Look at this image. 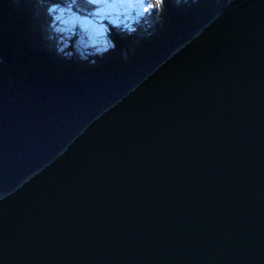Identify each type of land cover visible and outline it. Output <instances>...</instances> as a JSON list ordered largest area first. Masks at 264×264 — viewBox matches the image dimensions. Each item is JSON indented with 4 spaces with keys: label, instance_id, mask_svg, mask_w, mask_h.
<instances>
[{
    "label": "water",
    "instance_id": "obj_1",
    "mask_svg": "<svg viewBox=\"0 0 264 264\" xmlns=\"http://www.w3.org/2000/svg\"><path fill=\"white\" fill-rule=\"evenodd\" d=\"M0 264H264V0L107 74L0 69Z\"/></svg>",
    "mask_w": 264,
    "mask_h": 264
},
{
    "label": "trees",
    "instance_id": "obj_2",
    "mask_svg": "<svg viewBox=\"0 0 264 264\" xmlns=\"http://www.w3.org/2000/svg\"><path fill=\"white\" fill-rule=\"evenodd\" d=\"M229 1L151 0L156 7L135 19L132 29L108 23L112 46L95 50L77 47L75 37L64 46L53 30L48 10L68 3L89 17L95 15L97 4L85 0H0V69L10 84L40 76L82 79L107 74L149 57L168 44L176 30L193 26Z\"/></svg>",
    "mask_w": 264,
    "mask_h": 264
},
{
    "label": "rangeland",
    "instance_id": "obj_3",
    "mask_svg": "<svg viewBox=\"0 0 264 264\" xmlns=\"http://www.w3.org/2000/svg\"><path fill=\"white\" fill-rule=\"evenodd\" d=\"M68 2V1H67ZM95 6V15L83 16L70 4L49 8L54 32L62 37L63 45L75 37L77 47L106 50L112 46L111 25H121L122 29H132L135 19L141 17L151 0H85Z\"/></svg>",
    "mask_w": 264,
    "mask_h": 264
},
{
    "label": "snow or ice",
    "instance_id": "obj_4",
    "mask_svg": "<svg viewBox=\"0 0 264 264\" xmlns=\"http://www.w3.org/2000/svg\"><path fill=\"white\" fill-rule=\"evenodd\" d=\"M156 7V5L152 4V3H149L147 5V8L145 10H148V9H154Z\"/></svg>",
    "mask_w": 264,
    "mask_h": 264
}]
</instances>
